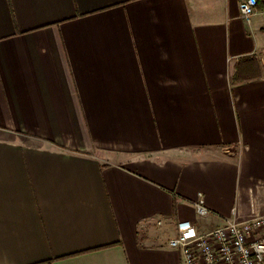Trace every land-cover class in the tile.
Returning <instances> with one entry per match:
<instances>
[{
	"label": "crops",
	"instance_id": "obj_1",
	"mask_svg": "<svg viewBox=\"0 0 264 264\" xmlns=\"http://www.w3.org/2000/svg\"><path fill=\"white\" fill-rule=\"evenodd\" d=\"M240 1L0 0V264H182L178 223L264 215Z\"/></svg>",
	"mask_w": 264,
	"mask_h": 264
},
{
	"label": "built area",
	"instance_id": "obj_2",
	"mask_svg": "<svg viewBox=\"0 0 264 264\" xmlns=\"http://www.w3.org/2000/svg\"><path fill=\"white\" fill-rule=\"evenodd\" d=\"M256 6L257 0H241L240 18L249 23ZM196 207L200 216L208 214L202 201ZM168 247L179 252L182 264H264V215L240 222L228 220L206 233L191 222H180Z\"/></svg>",
	"mask_w": 264,
	"mask_h": 264
},
{
	"label": "trees",
	"instance_id": "obj_3",
	"mask_svg": "<svg viewBox=\"0 0 264 264\" xmlns=\"http://www.w3.org/2000/svg\"><path fill=\"white\" fill-rule=\"evenodd\" d=\"M256 9L264 12V0H257Z\"/></svg>",
	"mask_w": 264,
	"mask_h": 264
}]
</instances>
